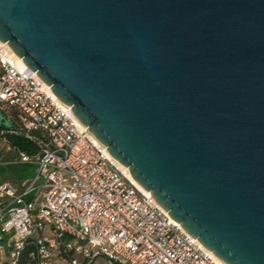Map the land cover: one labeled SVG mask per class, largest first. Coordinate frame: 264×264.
I'll return each mask as SVG.
<instances>
[{"label":"water","instance_id":"obj_1","mask_svg":"<svg viewBox=\"0 0 264 264\" xmlns=\"http://www.w3.org/2000/svg\"><path fill=\"white\" fill-rule=\"evenodd\" d=\"M0 40L187 232L264 264V0H0Z\"/></svg>","mask_w":264,"mask_h":264},{"label":"built area","instance_id":"obj_2","mask_svg":"<svg viewBox=\"0 0 264 264\" xmlns=\"http://www.w3.org/2000/svg\"><path fill=\"white\" fill-rule=\"evenodd\" d=\"M15 109L16 116L9 113ZM2 111H5L6 116ZM0 125L15 165H33L18 183L0 173V250L9 264H226L187 232L0 40ZM24 137L31 151L13 145Z\"/></svg>","mask_w":264,"mask_h":264},{"label":"rangeland","instance_id":"obj_3","mask_svg":"<svg viewBox=\"0 0 264 264\" xmlns=\"http://www.w3.org/2000/svg\"><path fill=\"white\" fill-rule=\"evenodd\" d=\"M5 151V145L3 143L2 137H0V155ZM6 172V173H5ZM0 173L5 175L7 179H10L13 182L18 183L19 180L23 178V176L27 173V176H32L34 173L33 165H16L14 167H0ZM103 257H98L97 261L93 264H103ZM7 261H10V256H7ZM59 264H65L64 262H60Z\"/></svg>","mask_w":264,"mask_h":264},{"label":"trees","instance_id":"obj_4","mask_svg":"<svg viewBox=\"0 0 264 264\" xmlns=\"http://www.w3.org/2000/svg\"><path fill=\"white\" fill-rule=\"evenodd\" d=\"M6 116L8 115L5 111H2ZM9 113L11 115L16 116V111L15 109H10ZM8 141L10 143H12L13 145H16V146H19V147H22L23 149L27 150V151H31L32 148H34V144L30 141H28L26 138L24 137H19V136H9L8 137ZM27 250L28 249H25L23 251V255H22V258L20 260V264H24V261H25V256H26V253H27ZM72 255L71 254H67V253H64V252H61V254L59 256H57L55 259H57L58 261L57 262H64L66 263V261L71 257ZM0 264H9L8 262H2L0 260Z\"/></svg>","mask_w":264,"mask_h":264},{"label":"crops","instance_id":"obj_5","mask_svg":"<svg viewBox=\"0 0 264 264\" xmlns=\"http://www.w3.org/2000/svg\"><path fill=\"white\" fill-rule=\"evenodd\" d=\"M2 140H3V143H4V145H5V151L2 153V155H0V167L2 166V167H6V168H9V167H14V166H16L15 164H11L10 163V160L15 156V154H16V152L14 151V150H12V151H7L6 150V142H5V139L2 137ZM6 173V172H5ZM5 176V175H4ZM28 177H30V176H27V173L23 176V178L21 179V180H19V181H22V180H24V179H26V178H28ZM18 181V182H19ZM2 243H4V241H0V244H2ZM7 256H8V249H6V247L4 248V250H0V260L2 261V262H8L7 260H6V258H7ZM97 259L98 258H96V260L95 261H97ZM103 259V264H106V260H105V258L103 257L102 258ZM58 260L57 259H55L54 261H53V264H59L60 262H57ZM95 261H94V263H95Z\"/></svg>","mask_w":264,"mask_h":264},{"label":"bare ground","instance_id":"obj_6","mask_svg":"<svg viewBox=\"0 0 264 264\" xmlns=\"http://www.w3.org/2000/svg\"><path fill=\"white\" fill-rule=\"evenodd\" d=\"M19 59H20V61H21L23 64H25L24 61H23V59H22L21 57H19Z\"/></svg>","mask_w":264,"mask_h":264}]
</instances>
